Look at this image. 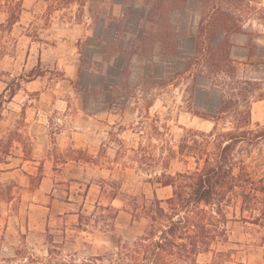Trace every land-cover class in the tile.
Here are the masks:
<instances>
[{
	"label": "rangeland",
	"instance_id": "374dc122",
	"mask_svg": "<svg viewBox=\"0 0 264 264\" xmlns=\"http://www.w3.org/2000/svg\"><path fill=\"white\" fill-rule=\"evenodd\" d=\"M257 1L252 5L264 7ZM200 19L193 1L168 11L161 0H0V144L9 151V163L0 165L7 169L0 172V212L53 207L40 221L46 229L37 245L30 240L17 252L5 244L0 264H101L96 257L110 258L119 242L145 232L148 219L133 218L124 201L113 200L114 187L124 195L170 197L172 187L155 177L195 168V157L180 154L183 141L204 143L200 131L213 130L228 89L223 75L180 73L193 57ZM242 25L247 33L232 34L226 47L239 62L228 79L233 108L251 101L250 127L261 129L264 24L248 17ZM9 86L17 88L11 99ZM233 126L223 119L217 130ZM211 140L209 153L218 141ZM235 153L261 200L264 140L240 143ZM150 166L152 172L143 169ZM108 205L118 209L114 219L102 208ZM227 215L229 241L201 253L197 264H264V204L253 211L231 206ZM29 222L23 218V231Z\"/></svg>",
	"mask_w": 264,
	"mask_h": 264
},
{
	"label": "trees",
	"instance_id": "16d2710c",
	"mask_svg": "<svg viewBox=\"0 0 264 264\" xmlns=\"http://www.w3.org/2000/svg\"><path fill=\"white\" fill-rule=\"evenodd\" d=\"M161 1L168 11L183 9L189 1L200 3L201 19L195 36L193 57L180 73L212 79L223 75L226 78L223 81L224 88L228 89L222 93L221 108L213 117V130L210 133L200 131L205 137L204 143L200 145L197 141H183L180 154L195 157V168L175 175L164 171L155 177L162 185L172 187L170 197L159 199L155 196L148 199L145 195H124L118 187H114L110 197L124 201L133 218L146 217L148 224L145 232L134 242H119V250L115 255L110 258L96 257L101 264H197L201 253L211 251L214 244L229 241V207H239L241 211L249 208L253 211L258 209L259 203L264 204V197L259 199L261 189L246 171L244 161L235 153L240 143L254 144L264 140V128L250 127L251 101L247 100L242 110L233 108L235 87L229 80L236 75L239 62L232 59L229 49H226L232 47L228 41L232 34L247 33L242 25L246 18L255 17L264 24V7L258 9L252 5L257 0ZM32 72V76L40 75ZM16 89L15 86L6 89L11 90L8 96L10 99L14 97ZM5 96L6 91L0 94V119ZM256 97L263 99L264 91ZM229 118L233 120L234 128L218 131V121ZM212 137L218 141L216 150L209 153L206 144L212 141ZM8 152L0 144V165L9 163ZM137 161L145 162L143 159ZM143 169L148 172L153 170L152 166ZM6 170L0 169V172ZM262 192L264 194V189ZM102 208L113 210V219L117 216L118 209L113 205ZM22 240L24 243V235ZM16 251L20 249L16 248ZM136 254L141 255V259H137Z\"/></svg>",
	"mask_w": 264,
	"mask_h": 264
},
{
	"label": "crops",
	"instance_id": "0c3cea01",
	"mask_svg": "<svg viewBox=\"0 0 264 264\" xmlns=\"http://www.w3.org/2000/svg\"><path fill=\"white\" fill-rule=\"evenodd\" d=\"M52 210L53 207L50 204L44 203H31L25 210V214L22 212L19 215H10L8 210H1L0 229L3 225V233L0 232V253L3 251L5 244L12 249H16L19 245L29 244L31 240V246H36L40 232L46 229L40 228V221L45 220L46 222ZM69 215L76 216L78 214L72 212ZM23 218H29L30 220L29 227L25 231H23ZM22 235L25 236V243H23ZM3 236L4 239H2Z\"/></svg>",
	"mask_w": 264,
	"mask_h": 264
}]
</instances>
